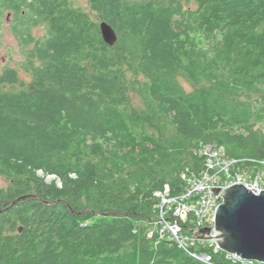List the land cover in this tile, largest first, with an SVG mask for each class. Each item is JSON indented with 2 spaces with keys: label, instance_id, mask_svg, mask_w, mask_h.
Listing matches in <instances>:
<instances>
[{
  "label": "trees",
  "instance_id": "1",
  "mask_svg": "<svg viewBox=\"0 0 264 264\" xmlns=\"http://www.w3.org/2000/svg\"><path fill=\"white\" fill-rule=\"evenodd\" d=\"M86 1L4 0L45 35L0 73V264H263L200 261L153 217L200 147L264 157V0Z\"/></svg>",
  "mask_w": 264,
  "mask_h": 264
},
{
  "label": "built area",
  "instance_id": "2",
  "mask_svg": "<svg viewBox=\"0 0 264 264\" xmlns=\"http://www.w3.org/2000/svg\"><path fill=\"white\" fill-rule=\"evenodd\" d=\"M198 153L202 156V164L194 172L187 168L181 173L183 184L180 193L169 195L167 184L162 191L154 193L157 198L156 207L159 208L153 220L161 224L158 225L160 237L174 240L180 248L196 259L209 262L210 256L199 248H213L215 251L220 248L213 237H196L198 230L209 227L211 235L215 234L214 213L216 207L223 202L221 194L224 189L241 184L247 188L264 190V157H231L223 147L216 145L200 147ZM210 187H219L220 197H216ZM187 221L189 225L184 229L182 224ZM148 235H153V230Z\"/></svg>",
  "mask_w": 264,
  "mask_h": 264
},
{
  "label": "water",
  "instance_id": "3",
  "mask_svg": "<svg viewBox=\"0 0 264 264\" xmlns=\"http://www.w3.org/2000/svg\"><path fill=\"white\" fill-rule=\"evenodd\" d=\"M100 31L106 44H115L117 35L108 23L102 21ZM210 189L216 197H220L219 187ZM29 196L34 195L20 196L15 201ZM222 196L223 202L217 206L214 213L215 234L211 235V228L203 227L198 230V236L197 232L195 236L213 237L223 252L242 261L264 264V190L233 185L224 189Z\"/></svg>",
  "mask_w": 264,
  "mask_h": 264
},
{
  "label": "rangeland",
  "instance_id": "4",
  "mask_svg": "<svg viewBox=\"0 0 264 264\" xmlns=\"http://www.w3.org/2000/svg\"><path fill=\"white\" fill-rule=\"evenodd\" d=\"M76 6L81 7L84 10H88L89 6L86 0H70ZM7 4V3H6ZM4 0H0V73L4 68H14L18 71V74L21 78H28L27 72H25L23 68V64L26 61V52L31 49L34 45V41L45 35V29L42 25H36L31 30L32 41L27 42L28 38H23V36H17L14 32V10L10 7V5H6ZM28 37V36H26ZM247 99L255 98L256 93L249 92L246 95ZM132 101L134 104L142 105L143 97L133 95ZM42 174L41 172H39ZM53 177L48 176L47 180H51ZM222 196V194H221ZM158 210L159 207H155ZM154 228L159 236L160 228L158 225L160 223H156L153 220ZM215 225V224H214ZM187 231V230H186ZM168 236V235H166Z\"/></svg>",
  "mask_w": 264,
  "mask_h": 264
},
{
  "label": "bare ground",
  "instance_id": "5",
  "mask_svg": "<svg viewBox=\"0 0 264 264\" xmlns=\"http://www.w3.org/2000/svg\"><path fill=\"white\" fill-rule=\"evenodd\" d=\"M238 185H241V184H238ZM244 186V185H243ZM245 187V186H244ZM247 188V187H246ZM169 195H170V193H169ZM217 208V207H216ZM216 210V209H215ZM188 225H189V222H188Z\"/></svg>",
  "mask_w": 264,
  "mask_h": 264
}]
</instances>
